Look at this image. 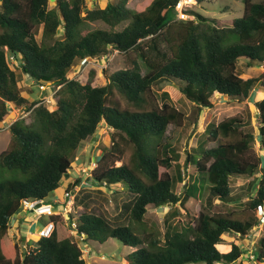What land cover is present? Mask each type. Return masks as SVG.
<instances>
[{
    "label": "trees",
    "instance_id": "obj_1",
    "mask_svg": "<svg viewBox=\"0 0 264 264\" xmlns=\"http://www.w3.org/2000/svg\"><path fill=\"white\" fill-rule=\"evenodd\" d=\"M196 1L204 9L211 3ZM241 1L243 15L222 25L194 6L186 11L190 18H178V0H144L135 8L128 6L129 0H110L105 7L92 8L86 0H56L53 7L49 0H0V126L12 106L25 107L32 116L30 122L20 118L10 124V141L0 152V264H86L75 236L59 238L56 227L23 252L9 230L24 200L49 202L46 198L60 188L83 143L101 123L132 144L134 152L131 162L116 165L122 151L114 133L110 145L102 149L92 179L106 187L122 183L135 198L130 221L124 225H112L89 211L70 213L69 225L77 235L98 244L116 239L133 247L127 264H231L246 253L238 240L230 248L224 243L228 235L246 237L260 224L255 214L264 206V158L255 151V133L240 116L211 121L181 163L179 149L164 137L169 125L184 126L190 115L166 91L160 95L161 104L151 102L158 96L155 86L178 82V90L195 104L196 122L203 108L214 106L216 94L237 101L251 96L259 78L242 77L239 62L244 59L246 67L264 62V0ZM92 21L105 22L111 29L86 30ZM124 22L126 26L115 29ZM110 50L135 51L138 59L132 67L114 72L102 86L67 75L78 59H100ZM9 55L21 57L22 71L36 84L55 89L58 98L53 110L43 100L28 97ZM115 91L129 106L111 99ZM255 104L264 146V97ZM212 142L217 144L208 147ZM189 165L195 166L198 176L180 194L177 186L185 180L183 168ZM164 167L167 170L162 171ZM258 174L244 195L234 196V176ZM206 191V209L193 217L186 209L188 222H173L181 213L177 204L185 207L190 198ZM214 199L237 202L243 216L234 210L213 211ZM167 204L173 207L165 218V231L147 225L148 206ZM57 205L53 203L54 208ZM63 220L60 213L40 216L42 227L51 221L57 226ZM254 255L255 260L264 261V229Z\"/></svg>",
    "mask_w": 264,
    "mask_h": 264
},
{
    "label": "rangeland",
    "instance_id": "obj_2",
    "mask_svg": "<svg viewBox=\"0 0 264 264\" xmlns=\"http://www.w3.org/2000/svg\"><path fill=\"white\" fill-rule=\"evenodd\" d=\"M110 0H86L87 6L92 8L93 6L105 7ZM113 1V0H111ZM149 1V0H148ZM208 9H204L203 6L195 5V10L200 11L207 17L215 18L219 20V24L229 25L231 20L243 15L244 4L241 0H210ZM144 0H129L128 6L135 8ZM56 4V0H49V6L53 7ZM189 9V8H188ZM128 22H124L118 25L115 29L120 30L127 25ZM86 30H94L98 28L111 29V27L102 21H92L86 25ZM43 25H40L36 31V38L38 41L42 38ZM60 34L63 29H59ZM162 48L166 47L165 43L161 44ZM9 62L16 68L19 84L25 89L28 97L32 100L33 97L43 100V102L53 110L56 107L57 95L55 89L51 85H38L34 82V79L24 73L21 69V57L8 56ZM137 54L135 51L124 54L117 50H110L107 55L98 58H88L87 60H77L72 68L68 71L70 78L77 79L82 83L91 81L95 86H102L108 83V78L116 71L124 68H129L134 65V60H137ZM239 67L242 72V77H258L259 81L254 87L252 94L245 101L231 100L227 96L214 95L212 101L214 106L212 108H203L196 122L193 119L196 116L195 104L187 99L179 90L177 83L162 82L159 86L154 87L157 97L152 98V103H162L160 97L163 91L170 94L171 100L183 111L190 115V119H187L184 126H178L171 124L168 126L164 140H171L173 144L177 146L181 153V163H184L187 153L193 152V149L197 147V144L202 140L205 128L211 121L220 122L221 120L231 117L240 116L243 117L246 122V128L255 133L256 138L254 141L255 151L263 155L264 158V146L261 143L258 135L257 127V115L258 109L255 102L264 97V62L261 64H255L253 66L246 67L245 60L241 59ZM145 72V67L142 69ZM120 102L122 106H129V102L117 91L112 95V98ZM14 106H12L13 108ZM15 107L9 116L4 121L3 127L0 126V152L7 146L11 138L9 126L10 124L20 118H24L27 122L32 120V116L27 109L20 107V110ZM115 133L114 129L101 123L95 134L88 137L86 142L83 143L79 155L74 159L72 168L69 173L64 177L61 186L54 193L49 195L46 200L52 203H57V208H54V213H60L64 220L55 225L58 231L59 238H63L67 235H74V239L81 246L83 250V257L86 264H127L126 256L132 250L133 247L126 246L116 239H111L106 243L98 244L85 240V235L75 234L76 230L70 227L68 217L70 213L80 215L83 211H89L94 214L100 215L107 219L112 225H124L129 223L130 210L134 201V194L129 192L122 183L112 184L109 187L104 185H97L92 179V170L97 166L94 162H97L98 158L103 153V147L110 145L111 136ZM117 142L119 143L122 151V160L116 162V165H121L123 161L131 162L133 157L134 147L129 144L119 134L115 133ZM217 143H208L207 146H215ZM264 164V163H263ZM167 170L166 167L161 169ZM185 174V180L180 182L177 186V191L181 194L184 191L185 185H189L197 176L195 166L189 165L183 168ZM260 175L248 176L239 175L234 176L232 179V193L234 196L244 195L246 187L249 182L258 178ZM81 178V182L76 184V180ZM187 183V184H186ZM207 190V189H206ZM208 195L206 191L203 195L198 194L196 197L190 198L185 207H177L181 213L173 217V222L180 220L182 222H188L186 219V209L190 215L198 216L201 210L206 209L208 206ZM241 199V198H240ZM247 199V197H243ZM237 202H230L225 204L214 199L213 211H226L234 210L235 214L239 217L244 213L239 212ZM172 205H164L156 207L154 205L148 206L145 221L148 224L158 226L162 232L165 231V218L169 211L172 209ZM21 216H20V215ZM29 215V219L27 216ZM259 218L258 213L255 214ZM20 217L28 220L25 223H20ZM40 216L37 213H27L26 207L22 204L20 212L15 214L10 221L9 233L13 239L20 245L23 251L27 250L30 245H35V242L39 236L40 230H33L35 225L42 227V221H39ZM35 221L31 223V221ZM38 221V222H37ZM34 227V228H33ZM264 224H260L252 229V231L246 237H239L235 239L231 235L227 236L226 248H230L231 243L234 240H238L239 244L247 251L240 258L231 264H264V261H257L250 256L256 250L258 246V239L263 234ZM138 230H141L138 228ZM142 234L141 231H137ZM227 264V263H218Z\"/></svg>",
    "mask_w": 264,
    "mask_h": 264
},
{
    "label": "built area",
    "instance_id": "obj_3",
    "mask_svg": "<svg viewBox=\"0 0 264 264\" xmlns=\"http://www.w3.org/2000/svg\"><path fill=\"white\" fill-rule=\"evenodd\" d=\"M196 3V0H178L177 4H176V9L178 11V18H190L191 14H189L187 11L188 8H191L193 6V4ZM87 60V59H84ZM15 107L12 108V110ZM17 109L20 110V108L18 107ZM30 113V111H29ZM94 165H96V162H94ZM23 205L26 207L27 211H33L36 212L38 214V216L41 215H45V214H53L54 213V207H53V203L47 202L43 199L40 200H24L23 201ZM258 215H259V219H260V224H264V206L260 207L258 209ZM259 224V225H260ZM73 227L76 226V223L73 222L72 223ZM55 228V223L53 221L49 222L46 226H44L42 229H40L39 231V236H50L53 232ZM75 234L77 235V232H75ZM252 257V259H255V255L254 253H252L250 255Z\"/></svg>",
    "mask_w": 264,
    "mask_h": 264
},
{
    "label": "crops",
    "instance_id": "obj_4",
    "mask_svg": "<svg viewBox=\"0 0 264 264\" xmlns=\"http://www.w3.org/2000/svg\"><path fill=\"white\" fill-rule=\"evenodd\" d=\"M50 202V201H49ZM31 212H33V211H27V213L29 214V213H31ZM20 215V214H19ZM21 216V215H20ZM27 218L29 219V215L27 216ZM26 221H28V220H26V219H24L23 217H20V223H18L19 225H21V223L23 224V223H25ZM39 221H40V219H39ZM35 221L33 220V221H31V223H34ZM38 222V221H37ZM35 224V223H34ZM35 227V228H34ZM33 228V230H40V229H42L43 227H40L39 225L37 226V225H35Z\"/></svg>",
    "mask_w": 264,
    "mask_h": 264
},
{
    "label": "clouds",
    "instance_id": "obj_5",
    "mask_svg": "<svg viewBox=\"0 0 264 264\" xmlns=\"http://www.w3.org/2000/svg\"><path fill=\"white\" fill-rule=\"evenodd\" d=\"M196 4H197V1H196V3H195V4H193V6H195ZM193 6H192V7H193ZM192 7H191V8H192ZM96 164H97V163H96ZM50 203H52V202H50ZM45 215H47V214H45Z\"/></svg>",
    "mask_w": 264,
    "mask_h": 264
},
{
    "label": "bare ground",
    "instance_id": "obj_6",
    "mask_svg": "<svg viewBox=\"0 0 264 264\" xmlns=\"http://www.w3.org/2000/svg\"><path fill=\"white\" fill-rule=\"evenodd\" d=\"M36 213V212H35Z\"/></svg>",
    "mask_w": 264,
    "mask_h": 264
}]
</instances>
